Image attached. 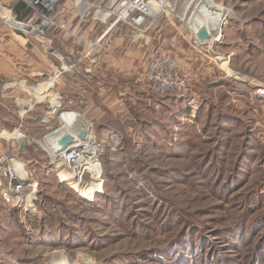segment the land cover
<instances>
[{
  "label": "rangeland",
  "instance_id": "1",
  "mask_svg": "<svg viewBox=\"0 0 264 264\" xmlns=\"http://www.w3.org/2000/svg\"><path fill=\"white\" fill-rule=\"evenodd\" d=\"M101 1L89 0L96 7L77 16L80 4L58 0L43 33L24 29L34 39L33 59L0 92L13 112L10 131L0 129V157L23 159L24 193L33 182L37 192L30 212L25 203L14 206L0 175V264H53L61 254L77 264H264V133L247 132L246 124L232 130L216 113L189 116V105L170 117L168 95L145 87L150 59L164 55L193 70L182 95L208 81L209 71L227 88L208 96L227 100V92L247 87L256 93L264 85V0H214L226 7L213 37L225 44L214 52L208 43L196 51L187 42L197 40L184 21L196 0H163L166 10L143 23L104 19ZM155 21L164 26L160 48ZM174 33L178 56L168 51ZM89 73L112 83L91 81ZM238 74L250 82L233 80ZM58 106L83 115L97 141L83 176L72 177L38 143L60 127ZM7 117L0 108V123ZM15 130L26 138L8 136Z\"/></svg>",
  "mask_w": 264,
  "mask_h": 264
},
{
  "label": "crops",
  "instance_id": "2",
  "mask_svg": "<svg viewBox=\"0 0 264 264\" xmlns=\"http://www.w3.org/2000/svg\"><path fill=\"white\" fill-rule=\"evenodd\" d=\"M90 2L89 0H75L74 3L76 7L79 6L80 4L81 8L83 9L85 8L84 6L87 5L85 10L81 11L80 10L81 8L78 9L79 12H76V15L83 16L84 12L88 9L89 6H93V7L95 6L94 4ZM82 4H84V6ZM29 16H30V7L23 0H0V87L2 84V88L0 90L1 93L4 92V90L7 87L12 86L14 85V83H16V82L12 83V81L8 80V78H10L11 76L14 77V76L21 75L23 73L22 69H24L28 65H31L32 63L33 57L29 50V46L34 40L33 36L32 34H29L26 31H24V29H22L21 27L17 26L15 23V22L19 24L21 23L24 26H26L23 22H25L29 18ZM102 16L104 19H106L108 17V14L105 11H103ZM228 19L230 18H227L226 21H228ZM156 21L158 22V20ZM157 22L154 25V28L158 29L157 30L158 35H156V38L154 37V45L160 48L161 47L160 31L161 29H163L164 26ZM149 23L150 24L148 25L154 24L153 22L152 23L149 22ZM112 26L113 25H110V27L106 28L108 30V33L111 31ZM223 33L222 35L224 36ZM187 42H189L192 47L196 48V51H199L198 50L199 48L204 47L203 45L208 43L207 44L208 48L210 49V51L211 49H213L212 50L213 52L216 50L215 47H218L219 44H225V41L221 40V38L213 39V40L211 39L210 41L207 40L204 43L198 44V45L195 43V41L193 40L190 41V39L189 40L187 39ZM169 45L173 50H168V51L175 54V56H178L175 53L177 52V48L179 45L178 40H177V33L176 34L174 33V35L169 36ZM37 48H36V51L40 53L41 57H43V51L38 50ZM89 51L96 52L98 50L96 48L93 49V47L90 46ZM200 59H203V57H200ZM210 63L212 66H214L213 61ZM104 64L108 65L105 62ZM210 69L212 68L209 67L208 70ZM204 75L209 76L208 81L205 80L199 83L197 87L195 86V88H193L194 90L190 94L191 96H186L184 94L183 95L173 94V95H168V96L163 97L164 99L165 97L169 99L168 113L170 117L175 115L177 113V109H179L180 107L186 108L189 105L190 106L189 108H192L191 110L189 109L188 111V113L191 112L189 116L190 115L194 116L192 112H195V113L197 112L199 115H202V116L216 113V115L223 121L224 124L226 121L227 126H231L234 128L232 130H238L241 127L240 126L241 124L243 125L246 124L245 126L247 127L245 128V131L247 132L254 131L250 129V128H253L255 129L256 135L264 133V102L262 101L260 96H258L254 91L249 90L248 87L246 88V90L239 89L238 92L236 93L234 92L233 95L229 94L230 96H227L228 95V92H227V95H226L227 100L225 99V96H221V98L214 97V96H208L209 92H212L213 90L215 91L221 90V89L224 90L225 88H227V84H226V81H224V79L218 80L219 77L214 78V74L211 71L206 72ZM88 77L91 81L98 79V82L103 80L104 83H112V81L106 77V74H104V77H100V76L96 77V75L94 76L93 74L89 73ZM199 77L200 76H198L196 79H198ZM233 80H238L239 82L241 83L243 82L245 84L250 82L249 78H247L246 76L242 77L239 74L235 75ZM197 81L200 82L201 80H197ZM104 97L106 98V96ZM108 98H110V96H107V99ZM50 100L54 107V104H55L54 99H50ZM219 100L221 101V103L220 102L218 103ZM6 103H7L6 98L4 96H0V105H2L0 106L1 111L5 110L8 116L6 119L2 121L3 122L2 124L0 123V126H3V127H0V129H3V130H8V128H11L10 125L13 123L9 120V117L12 116L13 112H11L9 108H5ZM160 104L156 106L154 105V107L160 108ZM23 106L24 104H22V107ZM159 108L158 110L160 111ZM22 110H24V108ZM18 121L21 122L20 124L23 123L21 120V117L20 119H18ZM84 122H85V119H84ZM20 124L18 125V122H17L14 128H18ZM24 124H27V123H24ZM226 125L224 127H227ZM24 130L26 131L28 130V128L25 127ZM8 136L10 135L8 134ZM262 141H264V139ZM24 145H25L24 140H20L18 142L19 147H23ZM250 156L251 154L245 155L246 158H251ZM12 162L15 163L14 160H12ZM11 207L14 208L13 206Z\"/></svg>",
  "mask_w": 264,
  "mask_h": 264
},
{
  "label": "built area",
  "instance_id": "3",
  "mask_svg": "<svg viewBox=\"0 0 264 264\" xmlns=\"http://www.w3.org/2000/svg\"><path fill=\"white\" fill-rule=\"evenodd\" d=\"M23 1L30 7V17L23 23L27 25V27H29L31 31H39L43 33L50 25V21L47 15H50V12L53 10L54 4L56 2L52 0ZM112 1H114V6L112 5L108 7V4ZM153 1L154 0H107L106 3L104 0H102L101 2L104 3V6H101V3L99 5V8L103 9L104 11H107V9H109V16H116L115 22L119 20H130L131 23H143L148 17L154 18V16L149 13V9H151V4ZM49 4H51V7H48ZM42 21L46 22V24L41 23ZM195 43L198 45L204 42L197 38ZM192 74L193 70L190 66H180L171 57L156 55L155 57L150 59L147 65V70L145 71V87L151 93H155L158 95L180 94L186 91L189 87V80L192 77ZM256 94L260 96L262 101L264 102V85L259 86ZM24 137L26 138L25 135ZM80 149L69 148L66 152L67 156H71V158L68 157V164H63L67 165V168H71V172L76 170L79 171L78 165L74 163V160L76 157H79L80 154L84 156V153H82ZM81 150L84 151L83 149ZM10 156H15L18 159L22 160L17 155H2L0 157V175H2L3 178L7 180L4 187L15 196L16 201L13 203L14 206H23L22 204H24V201L19 196L25 194L24 192L26 188V181L28 179H24L22 174H20V172L12 166ZM28 177L29 176H27V178ZM16 196H18V199L16 198ZM24 206L23 208L25 211L30 212L32 210L31 207L29 209H26Z\"/></svg>",
  "mask_w": 264,
  "mask_h": 264
},
{
  "label": "bare ground",
  "instance_id": "4",
  "mask_svg": "<svg viewBox=\"0 0 264 264\" xmlns=\"http://www.w3.org/2000/svg\"><path fill=\"white\" fill-rule=\"evenodd\" d=\"M54 2L58 0H52ZM114 1L111 2V4ZM152 7L149 9V13L152 14L154 17H157L159 14L164 12L166 10L165 3L163 0L159 1H153L152 2ZM165 6V7H164ZM108 16L110 12L105 11ZM226 14V7L221 5L220 3H216L214 0H196L194 3V6L186 14L184 17V21L187 24L190 32L200 39L202 42L205 40L209 41L211 38L215 37L216 35L219 36V32L221 30V24L223 21V18ZM17 26L23 27V24H19L15 22ZM41 23H45L42 21ZM27 26V25H26ZM25 26V27H26ZM211 37V38H210ZM59 105V104H57ZM61 106V104H60ZM57 117L61 121V125L59 128H54L51 130L47 135L44 136L42 140H39L38 143L41 144L44 149L49 151L52 155V159L55 160V158H60V160L68 164V157L71 158V156H67V151L69 148H78V149H83L80 151L84 153V156L80 154L79 157H76L74 160V163L78 165V170L80 171V176H83V174L86 172H89L88 168H91L93 166V162L90 161L92 159V156L94 155L95 151L98 149V144L96 139L91 137V135L88 134L87 139H80L78 138V132L81 128H88L86 123L84 122V117L75 111H69V110H64L62 107H57ZM69 130L75 135V141L71 144H68L65 147H62L61 140L63 136L64 131ZM4 132H9L8 130H3ZM89 131V128H88ZM10 137L13 138H18V139H23L24 135L21 133L19 130H15V132H12L9 134ZM63 135V136H62ZM84 146V148H83ZM67 158V159H66ZM12 160L15 161L12 162ZM10 161L12 163V166L15 167L20 174H22L24 179H28L27 176L29 173L27 172L26 169V164L24 161L18 159L15 156H10ZM24 162V163H23ZM25 164V166H24ZM75 174H78L74 171ZM72 177L76 178L77 176L70 172ZM79 178V177H78ZM34 184V183H33ZM32 190L28 192L26 195L23 196V201L25 203V207L29 209L30 207L33 208L34 203L33 199L36 197V192H37V185L34 184ZM1 186V182H0ZM79 186V185H78ZM36 187V188H35ZM22 196V195H21ZM19 196V197H21ZM18 199V196H16ZM22 199V198H21ZM53 264H77L73 260H70L69 257H66L65 255L61 254L57 260L53 262Z\"/></svg>",
  "mask_w": 264,
  "mask_h": 264
},
{
  "label": "water",
  "instance_id": "5",
  "mask_svg": "<svg viewBox=\"0 0 264 264\" xmlns=\"http://www.w3.org/2000/svg\"><path fill=\"white\" fill-rule=\"evenodd\" d=\"M23 28L29 29V27H27V26L26 27L23 26ZM64 134H65V136H63V138L61 140V143H62L61 146L62 147H65L68 144L73 143L75 141V139H76L75 138V135L71 131H69V130H66L65 129ZM88 134H89L88 128L84 127V128H81L79 130L77 137L80 138V139H87Z\"/></svg>",
  "mask_w": 264,
  "mask_h": 264
},
{
  "label": "trees",
  "instance_id": "6",
  "mask_svg": "<svg viewBox=\"0 0 264 264\" xmlns=\"http://www.w3.org/2000/svg\"><path fill=\"white\" fill-rule=\"evenodd\" d=\"M25 146V145H24Z\"/></svg>",
  "mask_w": 264,
  "mask_h": 264
}]
</instances>
